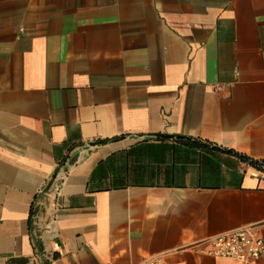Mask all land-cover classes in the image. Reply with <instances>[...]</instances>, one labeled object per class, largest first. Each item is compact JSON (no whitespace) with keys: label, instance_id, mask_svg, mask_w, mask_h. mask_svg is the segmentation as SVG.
<instances>
[{"label":"crops","instance_id":"0c3cea01","mask_svg":"<svg viewBox=\"0 0 264 264\" xmlns=\"http://www.w3.org/2000/svg\"><path fill=\"white\" fill-rule=\"evenodd\" d=\"M229 149L264 160V0H0V264H240Z\"/></svg>","mask_w":264,"mask_h":264},{"label":"built area","instance_id":"2783aa9c","mask_svg":"<svg viewBox=\"0 0 264 264\" xmlns=\"http://www.w3.org/2000/svg\"><path fill=\"white\" fill-rule=\"evenodd\" d=\"M207 251L215 257L232 259L240 264H264V222L249 227L233 229L207 240ZM141 264H160L147 260Z\"/></svg>","mask_w":264,"mask_h":264},{"label":"trees","instance_id":"16d2710c","mask_svg":"<svg viewBox=\"0 0 264 264\" xmlns=\"http://www.w3.org/2000/svg\"><path fill=\"white\" fill-rule=\"evenodd\" d=\"M191 144H198L199 142L197 141V139H193L191 142ZM217 148V147H216ZM219 150H222L220 148H217ZM223 151V150H222ZM228 153L236 156V158H238L240 161L247 163L248 165H251L255 168H257L260 171H264V160L261 159H253L243 153H239L236 152L232 149L227 150Z\"/></svg>","mask_w":264,"mask_h":264},{"label":"water","instance_id":"95a60500","mask_svg":"<svg viewBox=\"0 0 264 264\" xmlns=\"http://www.w3.org/2000/svg\"><path fill=\"white\" fill-rule=\"evenodd\" d=\"M154 137H169V138H171V137H175V138H177V137H179V136H176V135H168V134H163V133H158V134H155V135H152V136H146V137H144V139L147 140V139H149V138H154ZM89 146H91V144H90V145H86V148L89 147ZM76 154H77V153L75 152L74 155H76Z\"/></svg>","mask_w":264,"mask_h":264},{"label":"bare ground","instance_id":"6f19581e","mask_svg":"<svg viewBox=\"0 0 264 264\" xmlns=\"http://www.w3.org/2000/svg\"><path fill=\"white\" fill-rule=\"evenodd\" d=\"M60 172V171H59Z\"/></svg>","mask_w":264,"mask_h":264}]
</instances>
